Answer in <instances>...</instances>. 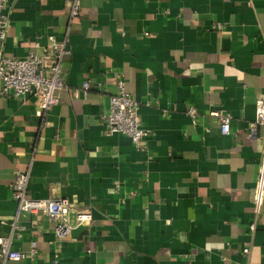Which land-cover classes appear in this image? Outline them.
Segmentation results:
<instances>
[{
    "label": "crops",
    "instance_id": "1",
    "mask_svg": "<svg viewBox=\"0 0 264 264\" xmlns=\"http://www.w3.org/2000/svg\"><path fill=\"white\" fill-rule=\"evenodd\" d=\"M72 1L9 2L4 54L41 53L67 29L70 53L46 114L33 97L0 95V236L17 172L29 196L66 197L91 219L76 225L71 213L58 241L46 214L24 212L11 249L35 241L37 253L0 264L56 254L58 264H264V196L254 209L264 127L246 138L264 103V0H78L71 17ZM121 78L149 130L136 144L101 120ZM211 111L230 116L229 133Z\"/></svg>",
    "mask_w": 264,
    "mask_h": 264
},
{
    "label": "built area",
    "instance_id": "2",
    "mask_svg": "<svg viewBox=\"0 0 264 264\" xmlns=\"http://www.w3.org/2000/svg\"><path fill=\"white\" fill-rule=\"evenodd\" d=\"M9 2L10 0H0V39L6 36L9 26ZM79 2L73 0L70 8V15L74 17L78 14ZM215 28H220V24H215ZM35 47L40 44L36 40ZM70 49L68 47V29L62 39H56L48 35L47 43L41 53L28 52L24 57H10L0 49V95L15 97H33L42 114L58 104V92L64 88V81L61 72V63ZM90 88L88 79L81 83L82 93L87 94ZM255 121L247 127L246 138L249 141H257L260 137V127H264V103L258 99L255 103ZM139 103L127 90L125 80L116 81V90L110 94L108 99L107 112L101 116V120L109 133L125 135L133 143H139L145 139L149 130L145 128L139 116ZM188 114L194 121L197 111L193 107L188 109ZM211 115L216 116L219 121V128L223 134L230 131V116L219 111H211ZM29 174L27 172H17L10 184L12 199L16 202L14 217L10 221V234L0 236V259L2 261H21L32 259L37 253L35 241H31L29 250L19 251L11 249L13 236L19 238L24 226L20 222V215L24 212L35 214L44 213L49 219L54 221V235L58 241H62L69 234L72 225L69 216L72 213L74 223L80 225L91 219V214L73 209L68 198H34L28 195L27 185ZM264 196V148L261 152L258 178L255 187L254 209L258 212L263 202ZM4 223V221H1ZM256 223L253 221L249 228L255 229ZM248 248L243 249L247 253ZM48 264H58L56 254Z\"/></svg>",
    "mask_w": 264,
    "mask_h": 264
}]
</instances>
